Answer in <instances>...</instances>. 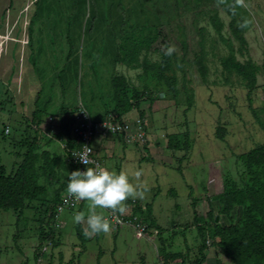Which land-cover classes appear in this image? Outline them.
I'll return each mask as SVG.
<instances>
[{
    "label": "rangeland",
    "instance_id": "374dc122",
    "mask_svg": "<svg viewBox=\"0 0 264 264\" xmlns=\"http://www.w3.org/2000/svg\"><path fill=\"white\" fill-rule=\"evenodd\" d=\"M36 1L0 0V166L7 173L13 171L25 152L22 142L36 135L38 150L59 158L57 174L64 183L67 156L60 141H53L58 140L59 126L71 130L69 112L79 105L94 121L112 114L110 81L123 76L130 88L145 91L139 104L144 112V141L123 145L119 136H100L113 142L105 168L126 172L138 194L124 202L123 213L95 209L104 217L115 212L131 225L109 221L107 233L86 236L83 250L73 222L82 204L64 210L57 222L44 218L53 206L56 188H48L45 199L23 211L18 220L17 213L0 211V264H67L71 258L77 264H164L155 227L145 216L132 217L134 206L145 205L152 206L151 219L162 230L167 250L181 252L183 264H192L200 246L197 227L204 231L207 246L213 241L208 212L218 218L215 224H228L218 200L227 190L243 186V166L237 157L264 143V0H121L117 10H113L117 0H39L38 6ZM174 1L181 3L179 9ZM133 6L139 8V16L134 17ZM229 9L243 45L229 29ZM123 15L131 17V23L120 25ZM214 15L223 23L221 37L210 24ZM160 23L175 49L176 96L155 89L141 69L121 63L123 50L154 36ZM230 45L238 62L250 61L259 68L251 102L245 81L222 67ZM138 55L140 62L157 64L161 59L144 49ZM200 56L204 79L195 63ZM159 92L164 98H157ZM36 105L44 110L38 130L30 127ZM63 109L67 113L60 115ZM219 127L226 131L223 141L215 135ZM185 133L190 143L187 154L167 150V136L183 142ZM104 156L102 152L98 157ZM83 206L89 214L90 202ZM134 226L145 229L142 239L135 237ZM49 231L58 239L57 247L49 239L40 242V234Z\"/></svg>",
    "mask_w": 264,
    "mask_h": 264
},
{
    "label": "trees",
    "instance_id": "16d2710c",
    "mask_svg": "<svg viewBox=\"0 0 264 264\" xmlns=\"http://www.w3.org/2000/svg\"><path fill=\"white\" fill-rule=\"evenodd\" d=\"M39 4L40 2L37 0L36 6ZM180 4L179 1H174V7L176 9L180 8ZM120 5L121 0H117L113 10H117ZM139 5L144 7L143 2H140ZM162 7L161 15L164 14V2L160 3V8ZM131 10L134 12V17L141 14L138 12L139 8L136 6H133ZM110 13L113 14L115 12ZM227 14L230 17L229 29L235 35L237 42L243 45L245 43L244 39L238 35V29L234 26L236 20L233 11L229 9L227 10ZM115 17L121 18L122 14L121 17L117 15ZM126 17L127 16L124 17L123 15V18L119 20L120 25L131 23L130 20L132 18L127 17V19H124ZM210 24L219 37H221L223 23L217 15L211 17ZM137 38H140V35H138ZM141 41L142 42L136 41V44H132L129 50H123L121 63L128 64L132 69H141L142 76L145 77V79L149 77L153 80L155 89L167 91L173 94V96H176L178 89L177 78L174 74L175 63L173 58L175 54L172 53L170 56L165 55L166 49L170 47L166 27L163 23H160L156 28L154 36L148 40ZM68 42H70V39ZM181 46L185 55V43H182ZM142 49L149 53L160 54L161 59L159 63H150L146 59L140 62L138 54ZM203 62L202 56L195 61L198 72L204 79L206 68ZM222 67L228 72L232 70L245 81L248 101L251 102L250 96L256 87V76L259 72V68L250 61L246 63L238 62L235 59V50L232 45H230L229 55L222 60ZM110 83L113 91V108L111 115H113L116 120H121L123 116L134 109L138 112L139 118L142 119L144 112L139 110V104L143 99L145 91L141 92L130 88L126 78L123 76H113ZM187 101L189 103L190 99L188 98ZM34 103H36V99ZM76 110L77 108H74V110L69 112V114H71L72 124L73 115ZM61 111L60 115L67 113L65 109ZM43 113L44 110L40 108L39 105H36L32 113L30 127L38 130L39 126L42 124ZM252 113L255 115L254 110H252ZM225 134V129L219 127L215 135L217 139L223 141ZM56 135L58 136V140L53 138V141H60V143L63 142L65 144L63 151L68 158V151L74 149L76 145L78 146L72 137V128L69 131L66 127L59 126ZM183 138V142H180L175 135L167 136V150H183L187 154L190 149L188 133H185ZM22 145L25 147V152L13 171L7 173L4 166H0V211L15 212L17 213L16 220H18L23 211L34 209V207H32L33 204L45 199L48 188H56L53 206L48 212L47 217L44 215L47 222L52 221L54 223L56 222V209L60 203L59 194L66 191L67 188V180L61 183L57 174L59 158L48 150L39 151L38 137L36 135L29 141L24 140ZM186 154L182 159L186 158ZM237 160L240 161L243 166V186L241 189L232 188L233 190H227L218 200L221 207L220 210L227 218L228 224L226 226L215 224L213 212H208L209 218L213 223V241L210 246H207L204 231L202 228L197 227L200 246L197 250L198 257L192 264H206L207 257L209 256L214 258V264H264V143L245 154L239 155ZM66 163L68 164L69 173L77 170L76 166L68 162ZM42 180L45 184H40ZM172 191L173 190L169 191L170 194ZM195 204V200L192 199L191 205L194 206ZM131 211L132 217L139 216L143 220L145 216L149 219L150 226L153 228L155 227L157 230L160 244L158 253L163 263L183 264L181 252H171L167 250L166 241L162 238V230L157 226L156 222L151 219L152 206L145 205L143 209L134 206ZM41 220L42 219H40V221ZM195 221L196 219L194 218V222ZM84 231L81 224L75 225V236L81 243L80 246L82 250L84 249L85 242L88 241ZM39 239L40 242L44 239H49L52 247H57L58 239L55 240L53 231H49L46 235L40 234ZM34 257L37 258V255ZM74 259L75 258H71L67 264H77L74 262Z\"/></svg>",
    "mask_w": 264,
    "mask_h": 264
},
{
    "label": "clouds",
    "instance_id": "9594fccd",
    "mask_svg": "<svg viewBox=\"0 0 264 264\" xmlns=\"http://www.w3.org/2000/svg\"><path fill=\"white\" fill-rule=\"evenodd\" d=\"M174 50V47H168L165 51V55L170 56ZM161 93L162 92H159V94ZM159 94L157 95V98H164L159 97ZM137 118L141 120L139 116ZM133 120L124 121L132 123ZM90 153L91 149L87 148V151L73 154L75 157H78L80 163L87 165L86 170L81 171L78 169L66 173L67 194L75 200H87L90 202L89 214L86 215L84 212H77L73 216V222L75 224H86L87 227L84 231L86 236L102 232L107 233L111 228L109 220L95 211L97 207L123 213L124 202L129 198H134L138 194L136 186L130 181L126 172H117L100 166L89 167V164L94 163L89 159Z\"/></svg>",
    "mask_w": 264,
    "mask_h": 264
},
{
    "label": "built area",
    "instance_id": "2783aa9c",
    "mask_svg": "<svg viewBox=\"0 0 264 264\" xmlns=\"http://www.w3.org/2000/svg\"><path fill=\"white\" fill-rule=\"evenodd\" d=\"M159 97L162 98L163 94H159ZM8 132L9 130L8 128H6L5 133ZM100 135L121 136L127 144H130L143 142L145 131L142 125V121L138 118L133 120L132 123H130L124 120H116L113 115H108L105 119L96 122L91 118V115L88 110L84 106L79 105L73 115L72 124V137L74 138V141L78 144V146L76 145L74 149L68 151L69 155L67 158V162L72 164L73 166H76L77 170H86L87 165L80 163L78 157H75L73 154H78L81 151H87V148H90L91 153L89 155V159L94 163H91L88 166L103 167L101 160L97 157L93 150V142ZM60 147L62 150H64L65 144L61 142ZM86 201L87 200H75L67 194V191H65L60 197V203L56 209L55 220H58L59 214L62 213L64 210H71L74 208L77 209L81 204L85 203ZM105 218L116 226H122L123 224L131 225L129 222L124 223L120 218L117 217L115 212H110L109 215ZM135 228V237L137 239H142L144 236L143 232H145V229H141L138 227Z\"/></svg>",
    "mask_w": 264,
    "mask_h": 264
},
{
    "label": "crops",
    "instance_id": "0c3cea01",
    "mask_svg": "<svg viewBox=\"0 0 264 264\" xmlns=\"http://www.w3.org/2000/svg\"><path fill=\"white\" fill-rule=\"evenodd\" d=\"M140 108V107H139ZM133 111L135 112L136 110H131L128 114H126L125 116L122 117V119L124 120H133V119H136L138 117V113L136 111V114H135V118H128V116H131ZM142 111V110H141ZM120 137V136H119ZM118 136H115V138H119ZM111 139H114V136H111L110 137ZM119 140H122L121 142L124 143L123 145H126L127 143L120 137ZM93 150L95 152V154L97 155V157L100 155V153H104L105 156L104 157H98L102 164H103V167H105V158H108V153H109V150L113 148V142L112 140L110 141H104V139L102 137H97L94 142H93ZM66 164V163H65ZM67 167H68V164H67ZM85 209V207L82 205L81 207V212H83ZM87 213V212H86ZM83 228V227H82ZM85 230V228H83ZM206 264H214V258L211 256L207 257V260H206Z\"/></svg>",
    "mask_w": 264,
    "mask_h": 264
},
{
    "label": "water",
    "instance_id": "95a60500",
    "mask_svg": "<svg viewBox=\"0 0 264 264\" xmlns=\"http://www.w3.org/2000/svg\"><path fill=\"white\" fill-rule=\"evenodd\" d=\"M217 222H218V218L216 217V218H215V223H217Z\"/></svg>",
    "mask_w": 264,
    "mask_h": 264
}]
</instances>
